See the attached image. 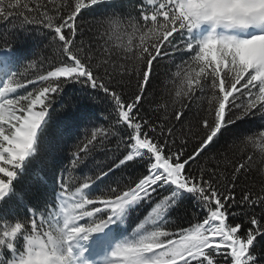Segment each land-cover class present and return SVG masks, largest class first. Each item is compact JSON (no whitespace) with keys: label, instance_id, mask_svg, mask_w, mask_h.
Returning <instances> with one entry per match:
<instances>
[{"label":"snow or ice","instance_id":"1","mask_svg":"<svg viewBox=\"0 0 264 264\" xmlns=\"http://www.w3.org/2000/svg\"><path fill=\"white\" fill-rule=\"evenodd\" d=\"M0 264H264V0H0Z\"/></svg>","mask_w":264,"mask_h":264},{"label":"trees","instance_id":"2","mask_svg":"<svg viewBox=\"0 0 264 264\" xmlns=\"http://www.w3.org/2000/svg\"><path fill=\"white\" fill-rule=\"evenodd\" d=\"M41 172L43 173V175L47 178V179H51V173L49 172L48 169V165L45 164L42 168H41Z\"/></svg>","mask_w":264,"mask_h":264}]
</instances>
